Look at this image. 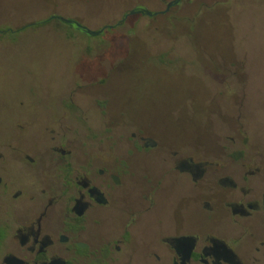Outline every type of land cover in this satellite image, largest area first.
I'll return each mask as SVG.
<instances>
[{"label": "rangeland", "instance_id": "obj_1", "mask_svg": "<svg viewBox=\"0 0 264 264\" xmlns=\"http://www.w3.org/2000/svg\"><path fill=\"white\" fill-rule=\"evenodd\" d=\"M193 0L181 11L156 18L125 14L142 5L165 9L161 0H0V25L18 29L52 14L90 30V36L61 22L6 33L0 41V143L47 146L45 128L59 127L60 101L74 91L71 135L81 144L89 129L106 148L141 133L157 142L133 157L120 193L133 196L147 175L163 177L154 209L139 222L141 240L174 218L207 224L189 196L185 179L168 171L164 155L212 154L217 137L248 128L264 146V0ZM13 38H15L13 40ZM10 39V40H9ZM236 61L223 82V62ZM230 73L225 72L224 75ZM73 86V87H72ZM56 124V125H55ZM125 146V144H123ZM127 148V147H126ZM12 171L15 169L12 168ZM108 211L97 228L110 234L120 213ZM136 254L143 243L136 242Z\"/></svg>", "mask_w": 264, "mask_h": 264}, {"label": "flooded vegetation", "instance_id": "obj_2", "mask_svg": "<svg viewBox=\"0 0 264 264\" xmlns=\"http://www.w3.org/2000/svg\"><path fill=\"white\" fill-rule=\"evenodd\" d=\"M161 1L164 10L149 16L137 11L146 9L138 5L118 24L130 16L156 18L179 12L193 0ZM60 18L64 17L52 14L18 29L0 25V41L8 32L63 23ZM114 27L105 26L104 32ZM243 65L223 62L217 71L224 82L234 76L235 66ZM60 104L59 127L45 128V148L0 143V264H264V146L253 140L248 128H233L234 136L217 137L210 155H164L168 171L186 180L189 196L208 223L174 218L143 242L139 221L154 209L163 177L145 176L143 187L131 197L119 190L127 186L133 157L151 152L157 142L132 134L118 139L108 152L96 139L98 133L87 129L77 144L71 135L72 88ZM112 210L120 213L119 226L110 234H99L97 228ZM140 241L143 249L136 254Z\"/></svg>", "mask_w": 264, "mask_h": 264}, {"label": "water", "instance_id": "obj_3", "mask_svg": "<svg viewBox=\"0 0 264 264\" xmlns=\"http://www.w3.org/2000/svg\"><path fill=\"white\" fill-rule=\"evenodd\" d=\"M137 11L139 12H143V13H146L147 15L151 16L152 13L146 9L142 10V9H138ZM135 11H132V13H134ZM60 20L67 24V25H71V26H74L76 29H78L79 31L87 34V35H90V36H99L101 35L104 30L106 28H103L101 30H98V31H93V30H90L88 29L87 27L83 26L82 24H80L78 21L76 20H73V19H65V18H60Z\"/></svg>", "mask_w": 264, "mask_h": 264}]
</instances>
